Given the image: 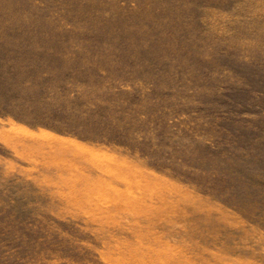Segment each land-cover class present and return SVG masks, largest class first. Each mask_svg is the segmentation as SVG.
Wrapping results in <instances>:
<instances>
[{"label": "rangeland", "instance_id": "1", "mask_svg": "<svg viewBox=\"0 0 264 264\" xmlns=\"http://www.w3.org/2000/svg\"><path fill=\"white\" fill-rule=\"evenodd\" d=\"M0 264H264V0H0Z\"/></svg>", "mask_w": 264, "mask_h": 264}]
</instances>
